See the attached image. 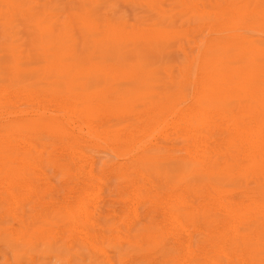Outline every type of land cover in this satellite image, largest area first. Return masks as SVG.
I'll return each instance as SVG.
<instances>
[{"label": "bare ground", "instance_id": "obj_1", "mask_svg": "<svg viewBox=\"0 0 264 264\" xmlns=\"http://www.w3.org/2000/svg\"><path fill=\"white\" fill-rule=\"evenodd\" d=\"M112 1L0 0L4 263L264 264V0Z\"/></svg>", "mask_w": 264, "mask_h": 264}, {"label": "rangeland", "instance_id": "obj_2", "mask_svg": "<svg viewBox=\"0 0 264 264\" xmlns=\"http://www.w3.org/2000/svg\"><path fill=\"white\" fill-rule=\"evenodd\" d=\"M124 1H125V3H123L122 0H120L119 3L118 2H115V1H112L111 2V16H113V17H124L125 19H128V20H134V19H136L138 17H142V18L145 17L147 20H152L151 18H153L154 20L148 21V22H147L146 19H143V20H146L145 21L146 23L145 22L144 23L147 24V23H150L151 22L152 23L151 24L152 26H154V25L155 26H159L161 28V31L162 30H165L167 28H170V27H175V28L177 27L178 30H183V29H188V28L192 27L193 25L197 24V22L196 23H191V21L192 22L197 21L196 18L195 19L194 18L193 19L192 18H188L186 15H185L186 17L181 18V15H184V14H182V13L173 14L174 11H172V13H170L171 12L170 11L171 6H172V4H175V1L168 2V0H166V1L165 0H157L159 2L158 3V2H156V0H149L150 2L151 1H153V2L155 1V3L158 4V5L157 4L156 5L159 7L160 11L157 13V15H151V13L148 10L147 11L146 10L145 11H141L140 13H138L139 14L138 17L135 16L136 15V11H134L135 8L132 7V6H129L127 4V1L128 0H124ZM163 2H164L165 5L163 4ZM55 3H56L55 1L52 2V5H54ZM167 3H169L171 5H169V4L167 5ZM66 6H68V4ZM129 11H130L131 15H130ZM167 12H169L168 15H167ZM141 14H142V16H141ZM157 16H158V18H156ZM160 17L161 18L163 17L165 20L163 18L161 19ZM148 18H150V19H148ZM185 18L187 19V21L186 20H183ZM172 20H173V22H172ZM175 20H176V22H175ZM2 31H3V29H1V26H0V32H2ZM205 32H206L205 29H201L200 30V34L201 35H204ZM171 54L172 55L170 56L171 57L170 59L171 60H174L175 63H181L179 61H183L184 60L182 54L181 53H178L176 49L173 50L171 52ZM81 88L82 87H79V88H76V89L77 90H81ZM52 89H53V87H52ZM115 127H117V125H115ZM95 156H97L96 157V160H97L98 165L101 164L106 159L103 154H95ZM54 183H55L54 184L55 186L57 184L56 188L58 189V192H60L61 191L60 189H62L63 187H62L61 183L58 181V178H56L54 180ZM58 184H60V185L58 186ZM60 194L63 195L64 194V190H62L59 194L58 193H54L52 196H49L48 199H52V198L55 199V198H57L58 200H62V195H60ZM0 251L2 253H4V254L10 256V252H7L4 247H0ZM9 262H11V261H9ZM0 264H5L4 263V259L1 256H0ZM35 264H58V263L55 261V259H49V260H44L43 259V260H38Z\"/></svg>", "mask_w": 264, "mask_h": 264}]
</instances>
